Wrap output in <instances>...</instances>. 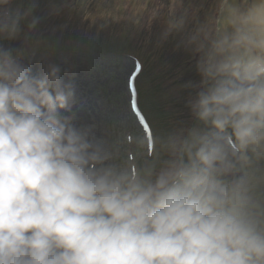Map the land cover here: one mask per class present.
Instances as JSON below:
<instances>
[{
  "label": "clouds",
  "instance_id": "obj_1",
  "mask_svg": "<svg viewBox=\"0 0 264 264\" xmlns=\"http://www.w3.org/2000/svg\"><path fill=\"white\" fill-rule=\"evenodd\" d=\"M0 0V38L35 29L36 0ZM177 3V0H173ZM165 37L198 58L196 123L151 139L97 137L75 90L0 45V264H264V0H216Z\"/></svg>",
  "mask_w": 264,
  "mask_h": 264
},
{
  "label": "rangeland",
  "instance_id": "obj_2",
  "mask_svg": "<svg viewBox=\"0 0 264 264\" xmlns=\"http://www.w3.org/2000/svg\"><path fill=\"white\" fill-rule=\"evenodd\" d=\"M31 0H11V9H24ZM35 29L21 23L15 39L0 38V45L25 52L30 74L38 75L48 64L61 68V77L74 86L76 100L88 103L96 120L95 135L108 141H126L134 148L138 136L149 139L193 126L187 101L197 83V56L180 41L183 32L165 37L168 21L187 13L185 31L214 14L216 0H36ZM136 76L138 103L131 107L129 79ZM89 108V110H90ZM62 115L72 114L61 110ZM152 127L148 134L142 119ZM93 121V120H91Z\"/></svg>",
  "mask_w": 264,
  "mask_h": 264
},
{
  "label": "bare ground",
  "instance_id": "obj_3",
  "mask_svg": "<svg viewBox=\"0 0 264 264\" xmlns=\"http://www.w3.org/2000/svg\"><path fill=\"white\" fill-rule=\"evenodd\" d=\"M29 67L31 66L30 64H27ZM31 69V68H30ZM65 83L66 81L64 78H62ZM91 106L88 103H80L76 100V97H74V103L72 105V108L70 111H65L68 114H72L68 117H70V123L72 126L76 128H82L85 126H92L94 133H96V128L92 125L96 118L94 111H91ZM90 108V110H89ZM93 120V121H91Z\"/></svg>",
  "mask_w": 264,
  "mask_h": 264
}]
</instances>
